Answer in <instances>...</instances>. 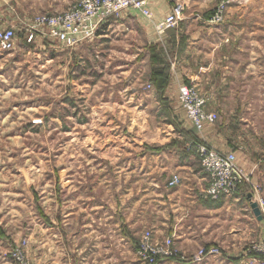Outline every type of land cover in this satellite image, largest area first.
<instances>
[{
	"label": "rangeland",
	"instance_id": "1",
	"mask_svg": "<svg viewBox=\"0 0 264 264\" xmlns=\"http://www.w3.org/2000/svg\"><path fill=\"white\" fill-rule=\"evenodd\" d=\"M40 14L54 13H39L27 23L8 27L0 20V31H13L12 49L0 52V238L7 241L0 264H16L15 251L26 264H50V238L56 237L52 233L56 227L60 238L75 227H92L104 238H134L122 258L125 264H154L140 254L147 233L154 247L175 252L170 258L157 255L156 264H230L226 250L211 245L202 246L219 248V256L191 262L201 246L188 251L177 245L166 231L160 190L152 193L146 186L151 180L131 174L149 166V160L144 166L141 159L134 167L135 157L160 150L136 141L158 130L161 139L169 135L167 115L160 109L131 113L121 104L114 82L130 77L138 58L137 44L148 38L131 34L128 27L121 32L110 28L106 36L96 39V35L70 47L49 37L46 27L34 26ZM166 31L154 29L158 37ZM161 54L166 61L174 57L168 49L162 48ZM183 84L188 83H181L178 90ZM258 133L263 141L264 129ZM191 141L182 146L187 153ZM174 176L179 181L170 186ZM181 184V176L172 173L166 187ZM254 241L261 240L246 241L241 255ZM180 257L185 259H175Z\"/></svg>",
	"mask_w": 264,
	"mask_h": 264
},
{
	"label": "crops",
	"instance_id": "2",
	"mask_svg": "<svg viewBox=\"0 0 264 264\" xmlns=\"http://www.w3.org/2000/svg\"><path fill=\"white\" fill-rule=\"evenodd\" d=\"M75 1L0 0V20L3 27L18 21L27 23L39 13L64 11ZM176 1L188 4L184 20L177 31L168 29L158 37L154 24L164 19ZM218 1L150 0L147 7L151 17L129 10L119 20L103 25L95 38L106 36L110 28L121 32L127 27L131 34L148 38L137 44L138 58L130 77L121 76L114 82L121 104L131 113L142 115L144 110L160 109L170 119L169 135L161 139L158 130L147 139L136 141L141 145L146 141L160 150L135 157L134 167L141 159L144 166L149 160V166L131 173L151 180L146 186L152 193L160 190L161 195H156L161 196L166 231L184 250L220 246L226 250V258L232 260L230 264H245L242 245L249 240H264V217L257 220L248 198L254 197L252 185H258L264 197V140L256 136L264 129V0H232L224 20L212 24L209 19ZM173 37L176 38L171 45ZM162 48L173 51L174 57L166 61ZM183 82L194 84L205 99V110L218 116L199 132L178 103V86ZM117 107L122 105L118 103ZM190 140L203 141L219 152L233 153L235 163L247 177L234 195L218 200L203 197L207 176L197 157L182 148ZM172 173L181 176L182 184L167 188ZM70 231L60 238L58 227L52 230L56 237L50 238V264H125L122 258L134 243V238H104L101 231L92 227ZM5 242V238H0L2 260Z\"/></svg>",
	"mask_w": 264,
	"mask_h": 264
},
{
	"label": "built area",
	"instance_id": "3",
	"mask_svg": "<svg viewBox=\"0 0 264 264\" xmlns=\"http://www.w3.org/2000/svg\"><path fill=\"white\" fill-rule=\"evenodd\" d=\"M150 0H76L64 11L54 14H40L35 17L34 26L47 28L49 37L61 42L66 46H75L85 40H91L98 34L102 26L111 19H120L129 10L139 12L144 17H151L147 5ZM228 0H222L215 8L211 23L218 24L224 20L225 5ZM186 5L176 1L171 6L170 12L163 20L154 24V29L161 33L178 26L184 20ZM28 40L32 39L30 34ZM13 47V31L11 29L0 31V52L8 51ZM186 115L194 129L199 132L205 124L214 123L217 119L215 112L205 110V99L194 85L183 84L178 90ZM187 150L196 155L200 161L202 170L207 176V185L202 190L205 199L218 200L223 197L234 195L240 186L247 181L242 169L235 163L233 153H223L211 148L200 140L188 143ZM179 180L174 176L169 185L172 186ZM253 201L259 207L264 217V198L258 185H252ZM150 234L143 237L140 244V254L149 262L156 264L157 255L162 258H170L175 252L167 247H154L149 242ZM219 248H198V252L190 259L191 262L201 263L208 257L219 256ZM245 264H264V240L251 242L244 251ZM13 259L16 264H26L23 255L15 251ZM175 259H185L183 257ZM153 264V263H152Z\"/></svg>",
	"mask_w": 264,
	"mask_h": 264
},
{
	"label": "water",
	"instance_id": "4",
	"mask_svg": "<svg viewBox=\"0 0 264 264\" xmlns=\"http://www.w3.org/2000/svg\"><path fill=\"white\" fill-rule=\"evenodd\" d=\"M248 198H249L250 207H251V210H252L254 216L257 218V220L260 221L262 219V215H261V212L259 210L257 203L255 201L251 200V195H249Z\"/></svg>",
	"mask_w": 264,
	"mask_h": 264
}]
</instances>
